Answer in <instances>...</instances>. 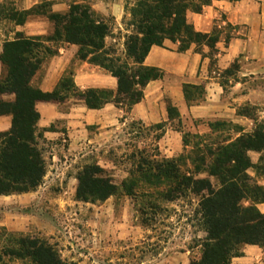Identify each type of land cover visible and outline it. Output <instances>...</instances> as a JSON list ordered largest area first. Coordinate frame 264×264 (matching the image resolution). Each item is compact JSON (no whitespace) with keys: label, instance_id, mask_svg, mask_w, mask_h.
I'll return each instance as SVG.
<instances>
[{"label":"trees","instance_id":"16d2710c","mask_svg":"<svg viewBox=\"0 0 264 264\" xmlns=\"http://www.w3.org/2000/svg\"><path fill=\"white\" fill-rule=\"evenodd\" d=\"M213 1L217 0H133L124 7L126 33L118 34L122 44L115 42V38L110 36L108 24L97 18L85 4H72L63 14L54 13L42 5L20 12L11 9L4 14L0 11V21L17 26L23 25L32 16L46 17L53 26L52 34L46 38L26 39L16 34L2 47L0 63L4 76L0 79V97L13 95L14 100L4 102L0 99V116H12L9 131L0 133V196L33 192L46 174V162L39 146L42 134L36 128L39 119L36 102L62 101L72 94L82 100L88 109L97 110L112 104L127 116L132 107L142 101L146 86L161 78L157 69L144 65L153 46L169 41L177 45L178 52H185L194 46V51L198 53L206 47L207 57L213 64L219 32L199 33L186 19L187 12L200 13ZM107 38L114 41L120 50L114 44L106 43ZM229 39L230 36L225 37L226 44ZM51 44L77 46L78 59L115 78L116 90L88 89L80 92L72 85L70 74L52 93L33 89L30 81L43 60L57 54V49H53ZM234 67H237L236 63L223 74L231 76ZM203 93L202 86H185L183 89L188 106L198 102L194 94L203 97ZM247 107L240 108L239 114L251 120ZM167 113L170 121L178 118L176 109L170 105L167 106ZM218 123L209 124V127H216ZM233 126L236 133L233 140L210 145L201 141L193 143L190 150L193 172L182 173L180 159H163L160 163L149 165L151 171L139 177L140 185L143 183L146 186L143 197L150 210L158 208L155 205L158 200L173 203L187 194L197 198L194 214L204 237L196 244L198 257L188 264H231L233 258L243 255L241 248L245 245L260 248L264 258V214L256 208L257 204L264 203V187L248 174L252 170L255 177L264 176V128L254 124L252 132L246 133L240 126ZM182 142L184 147L188 146L184 138ZM250 152L260 155L257 163L250 160ZM199 174H206V177L199 178ZM76 179L75 197L79 202L100 203L114 196L118 190L96 164L84 165L77 172ZM134 183L139 185L137 181ZM158 187H161L160 190L155 192ZM20 247L18 251L3 250L0 261L2 257H12L29 259L32 264H68L48 244L37 238L20 240Z\"/></svg>","mask_w":264,"mask_h":264},{"label":"crops","instance_id":"0c3cea01","mask_svg":"<svg viewBox=\"0 0 264 264\" xmlns=\"http://www.w3.org/2000/svg\"><path fill=\"white\" fill-rule=\"evenodd\" d=\"M101 4L102 8L92 6V9L104 16L111 15L115 20L122 17L121 1L112 5ZM66 11L64 3L52 5L54 13L63 14ZM186 19L195 31L202 34H209L216 27L232 28L228 43H225V38H219L213 64L207 57L206 47H203L202 53H198L194 51V46L185 52H178L177 45L169 41L161 46H153L144 65L157 69L161 78L146 86L142 101L134 105L127 116L123 115V119L120 118L121 111L112 104L97 110L88 109L82 100L72 94L62 101L36 102L35 109L39 115L36 128L41 132V138L47 144L45 146L50 148L44 156L46 174L41 185L33 192L0 196V208H3L0 229L17 235L34 234L42 229L43 234L45 228L50 227L52 209L61 211L72 206L81 215L90 211L96 233L101 230V235L108 234L118 221L115 202L110 198L94 204L79 202L75 197L76 174L91 162L98 166L106 163L103 157L116 143V136L123 130L125 121L145 127L166 124L158 145L160 152L166 155L163 159L173 160L183 147L184 132L181 127L185 122L212 124L226 121L248 132L247 127L252 120L239 114L240 108L249 105L264 114V0H217L200 13L187 12ZM2 22L0 54L4 42L13 40L16 34L26 39H37L46 38L53 31L52 24L43 16L29 17L23 25L10 24V28H6ZM51 47L57 49V54L43 60L30 81L33 89L52 93L60 81L70 74L72 85L80 92L88 89L116 90L115 78L78 59L77 46L51 44ZM233 63L237 66L234 74L224 78V71ZM3 76L0 63V79ZM185 86H202V100L188 106L183 94ZM0 99L12 102L14 96L2 95ZM168 105L178 113V118L173 121L168 118ZM174 121L176 125L172 126ZM11 124V115H1L0 133L9 131ZM56 124H60V128ZM250 177L264 187V176L255 177L253 173ZM36 208L40 214L35 213ZM256 208L264 214V203L257 204ZM241 252L243 255L233 258L231 264L252 263L262 255L260 248L250 245L243 246Z\"/></svg>","mask_w":264,"mask_h":264},{"label":"rangeland","instance_id":"374dc122","mask_svg":"<svg viewBox=\"0 0 264 264\" xmlns=\"http://www.w3.org/2000/svg\"><path fill=\"white\" fill-rule=\"evenodd\" d=\"M120 1L123 14L118 20L111 15L104 16L92 9V6L102 8V2L112 5ZM58 2L64 3L67 10L75 3L88 5L97 18L108 24L111 30L110 36L115 38V42L123 43L118 34L126 33L123 22L124 7L133 0H0V11L4 14L11 9L20 12L33 3L47 6L52 11V5ZM193 4L196 5V1ZM2 23L6 28H10V24L14 26L13 23L4 20ZM213 30L219 32V37L222 38L232 33V28L228 26L220 29L216 27ZM113 42L109 38L106 39L108 44H114ZM114 45L116 46V43ZM116 48L120 50V47L116 46ZM235 69L236 67L231 69V76ZM227 77L224 75V78L227 79ZM194 95L198 102L202 100L201 95ZM245 106H248L252 118L247 131L252 132L254 124L264 128V114H261L258 108ZM121 113L120 118L124 115L122 111ZM124 124L123 130L116 136V143L103 157V162L106 161V163L99 165L104 170V175L118 187L117 193L110 197L115 202L118 221L109 233L101 235V230L96 233L97 229L93 226V220H90V211L81 215L79 210L76 211L74 207L68 206L65 210L50 211V227H46L43 234L42 229L29 235L12 234L10 231L0 229V253L7 249L18 251L21 248L20 240L37 238L48 244L59 258L68 264H188L190 260L198 257L199 249L196 244L204 237V233L194 214L197 198L187 194L173 203L158 200L155 203L158 208L150 210L147 207L146 198L143 197L146 194V186L143 183L140 185V175L151 171L148 166L160 163L166 156L160 152L158 139L167 125L145 127L130 121H125ZM174 125L176 121L172 123V126ZM56 126L60 128V124ZM233 127V123L226 121H220L213 128L205 122H185L183 128L181 127L185 134L182 138L188 146H183L177 153L178 156L173 159H180L181 172H193V167L190 165V150L193 143L201 141L210 145L222 143L228 139L233 140L236 137ZM45 144L46 142L41 138L39 146L43 157L50 151ZM259 156L258 153H249L253 163H257ZM253 173L252 170L248 171L249 176H253ZM198 177L205 178L206 174H199ZM134 181L139 182V185L137 186ZM133 183L135 186L129 193L128 190ZM160 188L158 187L155 192ZM2 209L0 208V216H2ZM35 213L40 214L39 209L36 208ZM0 264H32V262L26 258L2 257ZM248 264H264L263 254Z\"/></svg>","mask_w":264,"mask_h":264}]
</instances>
